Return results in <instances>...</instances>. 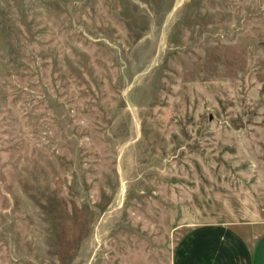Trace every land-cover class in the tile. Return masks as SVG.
<instances>
[{
    "label": "rangeland",
    "instance_id": "obj_1",
    "mask_svg": "<svg viewBox=\"0 0 264 264\" xmlns=\"http://www.w3.org/2000/svg\"><path fill=\"white\" fill-rule=\"evenodd\" d=\"M264 231V0H0V264H175Z\"/></svg>",
    "mask_w": 264,
    "mask_h": 264
},
{
    "label": "crops",
    "instance_id": "obj_2",
    "mask_svg": "<svg viewBox=\"0 0 264 264\" xmlns=\"http://www.w3.org/2000/svg\"><path fill=\"white\" fill-rule=\"evenodd\" d=\"M175 264H264V231L250 242L227 225L196 227L181 239Z\"/></svg>",
    "mask_w": 264,
    "mask_h": 264
}]
</instances>
